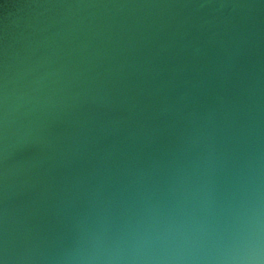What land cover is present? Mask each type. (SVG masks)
I'll list each match as a JSON object with an SVG mask.
<instances>
[{
	"label": "water",
	"instance_id": "1",
	"mask_svg": "<svg viewBox=\"0 0 264 264\" xmlns=\"http://www.w3.org/2000/svg\"><path fill=\"white\" fill-rule=\"evenodd\" d=\"M0 264H264V0H0Z\"/></svg>",
	"mask_w": 264,
	"mask_h": 264
}]
</instances>
